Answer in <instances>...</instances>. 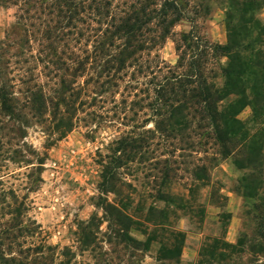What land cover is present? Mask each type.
<instances>
[{
  "label": "rangeland",
  "instance_id": "374dc122",
  "mask_svg": "<svg viewBox=\"0 0 264 264\" xmlns=\"http://www.w3.org/2000/svg\"><path fill=\"white\" fill-rule=\"evenodd\" d=\"M202 1L210 12L197 17L196 29L226 44V0ZM25 9L0 6V71L17 110L11 120L0 103L1 220L13 218L6 195L18 200L14 208L25 199L24 222H36L40 240L59 255L71 254V264H264V117L254 119L249 107L238 116L263 161L259 189L249 199L243 179L251 171L236 165L241 146L225 159L201 130L162 133L149 107V80L140 66L161 63L164 73L174 68L175 40L191 24L182 21L162 48L139 54L121 81L99 89L93 51L101 26L92 12L81 14L77 29L65 30L54 43L46 34L50 18L38 10L20 21ZM257 18L264 25V9ZM84 61L85 73L79 69ZM120 155L123 165L106 193V171ZM212 193L225 198L222 208L212 204ZM104 201L132 218L130 234L149 240L147 251L108 243ZM91 224L88 238L81 229ZM34 242L28 239V245ZM175 246L180 256L163 261L164 249Z\"/></svg>",
  "mask_w": 264,
  "mask_h": 264
},
{
  "label": "trees",
  "instance_id": "16d2710c",
  "mask_svg": "<svg viewBox=\"0 0 264 264\" xmlns=\"http://www.w3.org/2000/svg\"><path fill=\"white\" fill-rule=\"evenodd\" d=\"M115 1L0 0V6L22 4L26 16H21L20 21L28 20L31 12L37 14L40 10L41 15L50 18L46 21V34L48 40L55 38L54 43L61 41L58 35L65 30L77 29L82 22L80 15L91 11L101 26L93 51V78L99 89L115 86L139 61V54L162 48L175 35L178 24L189 22L190 30L175 40L179 60L174 68L164 73L161 63L154 68L140 66V74L149 80L145 93L151 100L149 107L158 118L156 128L162 133L178 132L179 136L189 130H201L225 159L233 157L236 146H241L236 165L251 171L243 179L244 197L254 198L260 186L263 161L253 144L247 142L248 132L238 116L249 107L254 119L264 117V25L257 18L264 9V0H226V44L213 42L196 29L197 17L210 12L202 0H123L114 6ZM51 49L55 57L57 51L52 44ZM87 63L79 62L80 71H87ZM0 103L3 113L14 120L15 100L2 82L1 71ZM123 161L120 155L108 167L102 184L106 193ZM198 173L208 180L205 168L198 169ZM7 199L13 201L14 206H6L10 211L7 215L13 218L3 221L0 215V264H71V254L59 255L56 248L40 240L41 227L36 222L28 218L24 222L25 199L16 208L18 200L10 193ZM224 199L212 193L213 205L222 208ZM2 204L6 203L0 200ZM102 205L109 221V244L135 252L149 249V240L139 241L131 236L130 216L106 201ZM93 228V224L87 225L81 229L82 234L93 237ZM28 239L38 242L28 245ZM179 256L178 246L162 252L163 261H174Z\"/></svg>",
  "mask_w": 264,
  "mask_h": 264
}]
</instances>
